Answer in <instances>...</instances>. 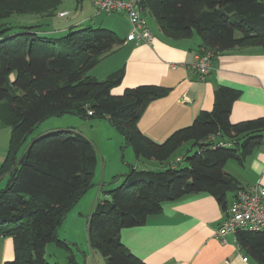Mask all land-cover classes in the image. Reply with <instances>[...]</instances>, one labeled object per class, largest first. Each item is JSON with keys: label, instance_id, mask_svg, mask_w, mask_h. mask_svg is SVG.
Segmentation results:
<instances>
[{"label": "trees", "instance_id": "16d2710c", "mask_svg": "<svg viewBox=\"0 0 264 264\" xmlns=\"http://www.w3.org/2000/svg\"><path fill=\"white\" fill-rule=\"evenodd\" d=\"M61 3L0 0V102L8 106L0 126L10 128L7 155L0 166V178H9L0 189V236L15 242V258L4 264H58L46 259V244L61 242L58 226L93 186L98 151L88 136L54 129L33 138L22 155L19 152L28 135L47 118L68 112L89 117L88 109L94 111L91 117L105 118L120 131L138 158L164 162L187 142L198 147L194 154L184 155V166L176 161L177 165L170 163L162 170L132 167L115 176L114 181L121 182L93 206L87 226L90 247L102 253L107 264H147L123 243L121 231L143 225L161 212L164 202L201 191L215 196L226 210L230 193L234 196L240 188L226 163L232 158L243 163L264 143V117L232 122V106L241 90L219 84L211 111H203L164 142L152 141L139 131L137 122L148 104L169 89L143 84L115 95L112 89L122 81L124 70L102 80L90 74L125 42L115 31L93 26L78 29L73 17H68L71 14L64 13L60 17L67 21L48 33L64 32L72 42V49L65 52L58 49L62 40L40 34L38 25L5 21L14 14L54 17ZM143 4L145 13L157 18L169 38L197 32L201 46L216 54L243 46L264 49V0H146ZM236 239L247 256L264 264V231L239 230ZM69 260L79 264L74 257Z\"/></svg>", "mask_w": 264, "mask_h": 264}, {"label": "crops", "instance_id": "0c3cea01", "mask_svg": "<svg viewBox=\"0 0 264 264\" xmlns=\"http://www.w3.org/2000/svg\"><path fill=\"white\" fill-rule=\"evenodd\" d=\"M74 1L76 10L63 6L67 8L62 7L59 16L76 11L75 15L80 17L72 18L75 27L92 26V23L99 22L101 25L98 27L112 29L117 35L120 31L118 36L124 40L127 38L131 23L129 25L126 13H120L126 16L122 26L120 22L124 21L123 16L118 17L120 21L111 15L100 20L95 16L104 11L99 10L92 1L83 0L80 4L77 3L80 0ZM153 17L159 33L153 32L151 42L125 41L108 55L115 64L105 76H97L96 66L90 71L92 76L102 80L124 70L122 81L112 89L115 95L122 94L126 88L143 84L169 89L167 95L151 101L140 116L137 127L143 135L162 143L175 131L191 125L203 111L213 109L215 89L219 84L241 90L240 97L232 106V122L264 117V49L261 46L234 47L219 52L212 61L210 73L201 78L192 66L195 51L202 45L200 35L198 39H191L194 33L190 37L169 38L161 30L157 18ZM66 29L67 26L63 28ZM8 145L9 140L0 151V166L6 158ZM178 157L185 160L182 154L175 160L164 162L155 158L129 157L125 163H115L113 168L105 165V171L108 168L110 174L108 178L106 172L96 175L89 201L94 206L99 193L104 192L105 197L106 191L115 187L112 186L114 177L128 173L132 167L162 170L170 163L177 165ZM226 169L236 178L239 187L264 184V143L256 147L243 163L235 158L228 160ZM233 197V193H230L228 204ZM225 216L226 210L216 197L201 191L164 202L160 213L149 216L141 226L124 228L120 235L130 251L147 264H258L240 249L235 234H227L223 239L215 235ZM14 258V239L0 236V264Z\"/></svg>", "mask_w": 264, "mask_h": 264}, {"label": "rangeland", "instance_id": "374dc122", "mask_svg": "<svg viewBox=\"0 0 264 264\" xmlns=\"http://www.w3.org/2000/svg\"><path fill=\"white\" fill-rule=\"evenodd\" d=\"M82 1L83 0H80L79 2L77 1V3L80 4ZM90 1L93 2V0ZM63 6H68V8H72V11L76 10L75 8L76 2L74 0H62L58 14L62 10ZM64 8L67 7H63V9ZM75 12H72L71 16L69 15L68 17L79 18L80 15L78 14L75 15ZM112 13H118V14H108L106 12H102L100 13L101 15H96L95 17L101 20L103 18L110 17L111 15L112 18H117V21H120V18L118 17L123 16L124 21L120 22L122 23L123 26V24H125L126 16L121 15L120 13L123 14L125 12H112ZM63 14L64 13H62L61 15ZM146 19L152 31L155 34L159 33V28L156 19L148 13L146 14ZM5 21L9 25H16V26H20V25L29 26L30 24L38 25L36 29H38L40 34H48L51 37L60 38L62 40L58 45V49L60 51L67 52L72 49V42L67 38H65V36H63L64 32L62 30L51 32L54 34L48 33V31L52 29L58 30V28L62 26V21H67V18L60 17L59 15L54 17H42L39 15L14 14L12 17L8 18ZM130 23L131 22H129V25ZM66 24L67 22H64L63 25ZM100 25L101 24L99 22L92 23V26L94 28ZM20 29L21 28L18 27V30ZM78 29H74L73 31ZM118 33L121 34L120 31H118ZM198 38H199L198 33L194 32V37H192L191 39H198ZM125 41H127V38L125 39ZM205 50L206 48L200 46V48H198V50H196L195 53L199 51L203 52ZM213 52H214L213 54V59H214V57H216L217 54L215 53V51ZM114 64L115 62L111 60L110 56H106L96 65L97 68L95 69L97 70L95 73L97 74V76L102 78V76H105L104 74H106V72H108L111 68L114 67ZM5 103L7 102L6 101L0 102V116H5L8 113V106H6ZM90 111H92V113H90ZM93 114L94 111L88 109L87 115L89 117H84L76 113L68 112L60 116H51L47 118L46 120L41 122L33 132H31L28 135L24 144L20 148L19 156L23 154V152L26 150L28 144L33 138L39 136L44 132L54 129L74 130L76 132H80L88 136L92 140L93 144L95 145L98 151L99 158L96 164L94 179L97 178L96 175L100 173L102 175V173L104 174L105 172H106V177L108 178L110 173L108 168L105 171V165H108V167L112 166L113 168L115 167V163L118 162L125 163V161H127L129 157L135 159L136 154L132 145H127V143L125 144V138L120 131H118L114 126H112L109 123V121L105 118L91 117ZM0 127H1L0 128V151H1L4 143H7L10 138V134H9L10 128L3 125ZM50 128H54V129H50ZM122 142H124L123 145H121ZM188 145H189L188 142L185 143L169 159L175 160V158L179 154L186 155V153H188L189 155H192L196 151H198L197 146L194 147L189 146V148H187ZM185 164L186 161L184 160L183 162H181L180 166H184ZM6 177L8 176H3L0 178V189H4L7 186L9 178ZM121 180L122 179H120V181L117 182L120 183ZM117 182L113 183L112 186L113 185L116 186L118 184ZM95 187L98 186L96 185ZM91 189L93 188H90V190L87 191L83 197H81V199L78 201V204L74 205L68 211V213L64 216L63 222L58 226L57 235H58V239L61 242L59 243L54 240L46 244L44 255L49 262L58 263V264H70V260H69L70 257H74L75 260L81 264H90V262L95 264V262L98 263V261H100V263L98 264H107L106 257L98 251H92L93 249L90 247L89 244L87 226L93 207L92 203L89 201L90 198L89 193ZM104 194H105L104 192L99 193V195L97 196L98 199L97 198L96 199L97 200L102 199Z\"/></svg>", "mask_w": 264, "mask_h": 264}, {"label": "built area", "instance_id": "2783aa9c", "mask_svg": "<svg viewBox=\"0 0 264 264\" xmlns=\"http://www.w3.org/2000/svg\"><path fill=\"white\" fill-rule=\"evenodd\" d=\"M146 0H93L99 10L125 12L131 22V31L127 41L151 42L153 31L149 26L144 9ZM214 52L206 49L194 55L192 66L201 78H205L211 69ZM92 113V111H90ZM177 161H183L178 157ZM239 230L264 231V184L240 187L233 199L227 205L226 216L216 232V236L223 239L227 234H235Z\"/></svg>", "mask_w": 264, "mask_h": 264}]
</instances>
